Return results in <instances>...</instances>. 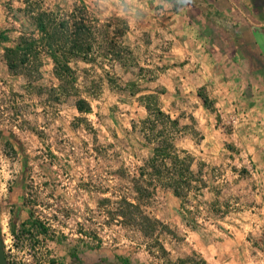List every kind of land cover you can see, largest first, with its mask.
<instances>
[{"label": "rangeland", "instance_id": "374dc122", "mask_svg": "<svg viewBox=\"0 0 264 264\" xmlns=\"http://www.w3.org/2000/svg\"><path fill=\"white\" fill-rule=\"evenodd\" d=\"M85 7L94 61L60 82L37 54L14 73L5 48L38 38L33 16ZM2 38H6L4 41ZM204 88L214 110L203 108ZM185 126L178 147L202 185L181 201L157 189L145 212L164 223L175 260L264 264V8L252 0H0V237L8 264H162L104 214L148 153L131 122L139 97ZM84 99L89 113L75 102Z\"/></svg>", "mask_w": 264, "mask_h": 264}, {"label": "trees", "instance_id": "16d2710c", "mask_svg": "<svg viewBox=\"0 0 264 264\" xmlns=\"http://www.w3.org/2000/svg\"><path fill=\"white\" fill-rule=\"evenodd\" d=\"M81 5L79 10L73 9L64 18H57L52 12H40L33 16L39 37L21 36L15 46L4 49L8 69L16 73L20 66L29 64L42 52L52 61L53 75L60 84L73 81L72 61L91 63L95 60L94 28L87 20L85 7ZM196 95L204 109L214 110V104L204 88H200ZM139 102L146 116L132 121L131 130L140 138L137 146L148 155L127 174L126 191L114 194L112 201L103 198L99 204L113 205V208L104 210V214L115 219L120 227L136 233L143 240L147 253L162 264H208L195 251L172 260L160 239L162 235H169L171 230L144 210L157 189L170 190L175 197L186 202L189 193L198 191L202 185L203 172L193 170L194 157L177 145L185 126L161 109L155 94L142 95ZM75 108L82 114L90 112V106L84 99H78ZM261 244L264 252V231ZM2 246L4 249L3 243ZM121 264L129 263L123 261Z\"/></svg>", "mask_w": 264, "mask_h": 264}, {"label": "water", "instance_id": "95a60500", "mask_svg": "<svg viewBox=\"0 0 264 264\" xmlns=\"http://www.w3.org/2000/svg\"><path fill=\"white\" fill-rule=\"evenodd\" d=\"M0 264H8L4 255L1 237H0Z\"/></svg>", "mask_w": 264, "mask_h": 264}, {"label": "crops", "instance_id": "0c3cea01", "mask_svg": "<svg viewBox=\"0 0 264 264\" xmlns=\"http://www.w3.org/2000/svg\"><path fill=\"white\" fill-rule=\"evenodd\" d=\"M254 7L257 10H260L264 8V0H252Z\"/></svg>", "mask_w": 264, "mask_h": 264}]
</instances>
